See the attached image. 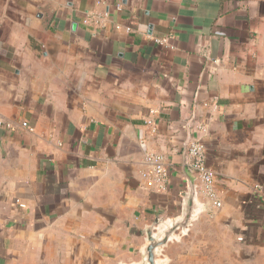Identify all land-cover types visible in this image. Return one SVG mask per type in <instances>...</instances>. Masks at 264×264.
<instances>
[{
  "label": "crops",
  "instance_id": "1",
  "mask_svg": "<svg viewBox=\"0 0 264 264\" xmlns=\"http://www.w3.org/2000/svg\"><path fill=\"white\" fill-rule=\"evenodd\" d=\"M0 121V264H137L192 179L160 260L264 264V0H0Z\"/></svg>",
  "mask_w": 264,
  "mask_h": 264
},
{
  "label": "water",
  "instance_id": "2",
  "mask_svg": "<svg viewBox=\"0 0 264 264\" xmlns=\"http://www.w3.org/2000/svg\"><path fill=\"white\" fill-rule=\"evenodd\" d=\"M196 186L189 181V190L185 197L181 215L170 221L157 220L145 230L146 244L141 251V261L137 264H165L160 260L162 249L170 242L186 235L192 222L206 207L199 205L196 198Z\"/></svg>",
  "mask_w": 264,
  "mask_h": 264
},
{
  "label": "built area",
  "instance_id": "3",
  "mask_svg": "<svg viewBox=\"0 0 264 264\" xmlns=\"http://www.w3.org/2000/svg\"><path fill=\"white\" fill-rule=\"evenodd\" d=\"M94 19L85 20L86 24H90ZM156 43L167 46L168 39L162 38L155 40ZM0 126L3 128H10V125H6L3 121H0ZM187 152L191 158L189 171L192 175L197 177L201 183L203 192L208 200L216 207H220L221 203L218 200V195L215 189V177L214 173L209 169L206 164V150L204 145L197 141L191 140L188 144ZM146 164L152 169L156 181L163 187L168 183L170 178V172L165 165V157L158 154H148L145 158ZM24 208V205H21Z\"/></svg>",
  "mask_w": 264,
  "mask_h": 264
}]
</instances>
